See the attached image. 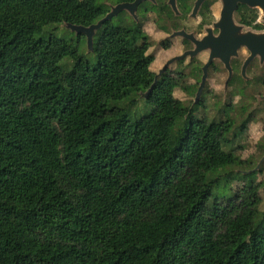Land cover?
<instances>
[{"label": "trees", "instance_id": "16d2710c", "mask_svg": "<svg viewBox=\"0 0 264 264\" xmlns=\"http://www.w3.org/2000/svg\"><path fill=\"white\" fill-rule=\"evenodd\" d=\"M87 10L88 0H0V264H264V227L243 236L264 199V175L235 179L231 196L209 204L218 169L262 149L253 117L227 100L219 117L189 124L169 174L142 178L166 150L182 100L130 116L140 72L120 52L145 14L102 35L83 78L64 68L79 39L59 36L57 22ZM150 45L143 38L131 62ZM68 81L78 88L71 98L56 87Z\"/></svg>", "mask_w": 264, "mask_h": 264}, {"label": "rangeland", "instance_id": "374dc122", "mask_svg": "<svg viewBox=\"0 0 264 264\" xmlns=\"http://www.w3.org/2000/svg\"><path fill=\"white\" fill-rule=\"evenodd\" d=\"M107 0H88V10L84 14L70 15L64 19H60L57 25L58 35L63 37H77L79 39V47L75 50L66 52L63 59L64 68L71 70L76 69L75 78H83L89 68H92L98 62V54L101 51V37L107 30L114 24L121 21V23L128 24L130 17L121 16L114 17L112 21L105 22L103 27L96 33L94 39V50L88 51L87 41L84 34H78L71 32L65 27L66 22H72L75 24L90 25L91 23L97 22L102 18L108 11ZM143 11V8L141 9ZM140 11V12H141ZM164 13L170 17L171 12L166 9ZM155 29L152 23H147L144 28H137L131 34L124 35V46L120 52V57L123 63L131 64L134 68L140 72L138 77L133 81V87L136 91L135 106L130 110V116L132 118L140 117L152 111L153 107L159 101H165L171 96L179 97L182 100V106L180 109L173 112L172 126H168L169 142L166 150L156 156L153 164L147 168L142 178L148 180H155L162 178L169 174L178 162V155L180 146L186 136V132L189 126L190 112L198 111L201 108V104H193L194 101V89L195 84L199 80L201 74L200 69L190 66L185 63L183 67L184 73L179 74V69L182 68L181 63H175L169 67L165 73L160 77L159 83L155 86L153 92L147 98H139V93L145 91L154 80V76L158 73L159 69L163 66L165 61L170 58L173 54L181 52L180 47H174L170 50H163L157 47L155 41L165 36L168 31ZM148 34L154 43L148 51L147 58L131 62L130 52L140 42V34ZM179 41V38H175ZM181 79V81H179ZM58 91L65 94L67 98L73 97L78 92V88L74 83L71 82H59L56 83ZM115 98H123V93L120 90L115 91ZM203 102V101H202ZM238 108L241 110V116L246 119L249 115L253 117V121L250 124V133L253 135V139L258 141L262 145L261 150H257L255 153L247 156L246 160L236 161L229 168L218 169L219 178L213 188V197L210 199V206L222 198H226L232 195L231 184L235 179H261L264 175L259 170L251 174H243L240 169H252L254 168L261 157L264 155V101L258 102L255 98L245 99L244 101L235 100ZM209 108V107H208ZM203 109V108H202ZM207 112V108L204 109ZM238 127L236 126L233 130L226 134V137L233 138L237 134ZM264 227V199L257 209V217L254 224L243 230V236L246 239H250L256 235Z\"/></svg>", "mask_w": 264, "mask_h": 264}, {"label": "flooded vegetation", "instance_id": "af4514ba", "mask_svg": "<svg viewBox=\"0 0 264 264\" xmlns=\"http://www.w3.org/2000/svg\"><path fill=\"white\" fill-rule=\"evenodd\" d=\"M126 1L133 0H107V3L111 10L112 5ZM253 1L254 0H250L252 3ZM196 2L197 0H176L178 10H175L169 0H145L139 3L136 9L138 19L127 10H122L114 17L128 16L130 17L128 20L129 24H132L133 21L138 24L140 22L139 16L145 14L146 17L141 26L135 25L133 31L140 27L145 28L147 23H152L155 29L162 31H165V29L167 30V27L170 28L165 36L155 41L157 47H160L163 50H170L178 46L180 47L181 52L173 54L170 58L181 55L187 50H193L196 46L195 42L191 39L181 35H172L174 31L185 29L187 32L193 33L197 39H202L208 34L211 36L218 35L220 31L223 30L224 34L229 37L230 45H232L236 38L239 39V35L245 34L246 31H264V19L262 18L263 13L260 6H252L244 0H229L228 5L230 4L231 6L232 2L235 3L232 11V21L225 18L219 25L216 24V22L224 17V14H222L224 0H201L198 8L195 10ZM183 5L186 12L182 9ZM142 8L143 11H141ZM166 9H169L171 12L170 17L167 13H164ZM201 17L205 22H202L200 25L198 22ZM178 20L180 22L181 20H184V22L188 23L189 27L184 23H181V25L178 26ZM140 38L141 41L144 38L151 42L150 48L152 47L154 41L147 33L140 34ZM175 38H179L180 42L176 41ZM209 40L212 41V39ZM136 47H134V49ZM237 51L238 55L233 56L230 60L231 69L221 59L215 58L210 62L207 67V77L201 90L200 85L204 75V65L210 57L211 48H206L192 56L187 55L172 63H175V65L176 63L182 64V68L179 69L180 75L184 73L183 67L185 66V63H188L190 66L198 68L201 71L199 80L194 86L193 101L194 105L200 103L201 108L198 111L194 110L193 112H190L191 118L189 124H191L193 120L197 121L204 117H219L222 113V105L227 100L244 101L245 99L255 98L258 102L264 101V60L261 59L260 54H256L252 59L246 62V59L252 53L246 45H240ZM171 65L169 67H171ZM179 81H181V79H179ZM205 108H207V112H205Z\"/></svg>", "mask_w": 264, "mask_h": 264}, {"label": "water", "instance_id": "95a60500", "mask_svg": "<svg viewBox=\"0 0 264 264\" xmlns=\"http://www.w3.org/2000/svg\"><path fill=\"white\" fill-rule=\"evenodd\" d=\"M145 0H133V1H126V2H120L116 5L111 6V10L102 18H100L97 22L91 23L90 25H82V24H75L72 22H66L65 27L68 28L71 32H74L76 35L78 34H84L87 41V48L88 51L94 50V39L96 36L97 31L103 26V24L107 21H110L113 19L114 16H117L122 10L129 11L134 17L138 19V15L136 13V9L138 7V4L143 2ZM229 0H224V7L222 10V14H224V17L220 19V21L216 22V24L221 23L225 18L232 21V11L235 6V3L232 2L231 6L228 5ZM245 2L249 3L250 5H257L260 6L262 13H263V19H264V0H254L253 3L250 2V0H244ZM170 4L173 6L175 10L177 9L176 0H169ZM201 0H197L195 5V10L198 8ZM172 35H181L188 39H191L195 42L196 46L193 50H187L181 55L174 56L170 59H168L163 66L160 68L158 73H156L153 82L151 85L145 90L141 91L139 93V98H147L154 90L155 86L159 82L160 76L166 71V69L177 59H182L187 55H193L196 54L199 51L205 50L206 48H211V54L207 61V63L204 65V75L202 78V82L200 85V90L204 85L205 79L207 77V67L210 64V62L215 59H221L226 63V65L230 68V60L233 56L238 55V47L240 45H246L252 53L248 56L246 59V62H248L250 59L253 58L254 55L260 54L261 59L264 60V31L261 32H252V31H246L245 34L239 35V39L236 38L235 41L230 45L229 37L224 34V31L221 30L218 35H206L202 39H197L193 33L187 32L185 29L174 31ZM209 39H212L210 41ZM231 69V68H230ZM264 162V155L259 160L258 164L252 168V169H240V171L243 174H251L257 170H259Z\"/></svg>", "mask_w": 264, "mask_h": 264}]
</instances>
